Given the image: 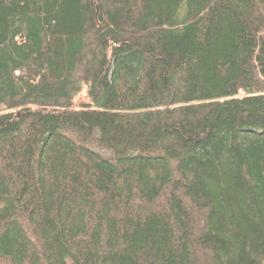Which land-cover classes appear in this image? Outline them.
<instances>
[{"label":"trees","instance_id":"trees-1","mask_svg":"<svg viewBox=\"0 0 264 264\" xmlns=\"http://www.w3.org/2000/svg\"><path fill=\"white\" fill-rule=\"evenodd\" d=\"M0 264H264V0H0Z\"/></svg>","mask_w":264,"mask_h":264}]
</instances>
